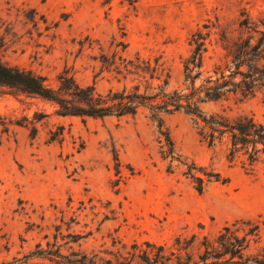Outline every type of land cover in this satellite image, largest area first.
<instances>
[{"label":"rangeland","instance_id":"374dc122","mask_svg":"<svg viewBox=\"0 0 264 264\" xmlns=\"http://www.w3.org/2000/svg\"><path fill=\"white\" fill-rule=\"evenodd\" d=\"M242 9L257 15L264 0H0V59L53 87L69 70L105 96L122 83L102 70L101 55L122 53L126 44V56H160L174 90L183 83L191 35L205 24L233 25ZM209 57L212 66L224 53L214 45ZM204 110L253 115L264 124V91ZM55 113L50 102L0 86V264L45 246L46 235L53 241L57 227L81 235L91 252L110 248L113 237L172 247L197 234L198 248L203 236L251 221L261 226L251 248L264 247V167L248 173L239 159L230 162L227 140L209 146L190 116L165 117L177 152L188 159L170 173L148 111L122 119ZM192 161L204 169L202 178L219 172L228 182L212 181L199 194L185 176Z\"/></svg>","mask_w":264,"mask_h":264},{"label":"trees","instance_id":"16d2710c","mask_svg":"<svg viewBox=\"0 0 264 264\" xmlns=\"http://www.w3.org/2000/svg\"><path fill=\"white\" fill-rule=\"evenodd\" d=\"M214 45L222 49L224 57L209 66L210 48ZM189 46L192 51L184 62L182 86L174 90L170 89L171 73L160 56L143 58L139 53L126 56V44L122 53L101 55L102 70L122 83L121 89H111L108 95L97 92L95 85L82 86L69 70L57 76L58 86L53 87L46 77L7 65L1 59L0 86L54 104L55 114L61 118L122 119L148 111L157 123L162 159L169 160L170 173L176 161L183 166L185 163L181 160H188L177 152L165 124V117L177 113L190 116L200 138L209 146L227 140L230 162L239 159L248 173L258 166L264 167L263 123L253 115L228 116L204 110L207 104L227 102L238 96L252 98L264 91V10L254 15L242 9L240 17L230 26L205 24L191 35ZM34 132L37 133V128ZM115 160L119 165L118 158ZM203 170L192 161L185 172L196 184L199 194L212 181L228 182L219 172H204V179L199 176ZM56 230L53 241L46 235L45 246L37 243L34 251L3 264H36L35 260L50 264H264V247L251 248L260 238L261 226L251 221L225 226L213 237L203 236L198 248H195L198 238L194 234L189 239L176 238L172 247L153 242L127 244L113 237L110 248L89 252L82 249L81 235H63L62 228ZM66 239L62 244L61 240ZM71 244H78L80 249Z\"/></svg>","mask_w":264,"mask_h":264}]
</instances>
